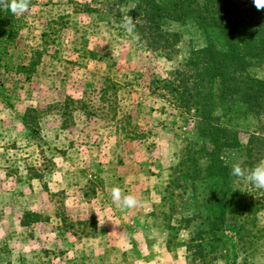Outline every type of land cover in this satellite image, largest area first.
I'll return each mask as SVG.
<instances>
[{"label":"rangeland","instance_id":"obj_1","mask_svg":"<svg viewBox=\"0 0 264 264\" xmlns=\"http://www.w3.org/2000/svg\"><path fill=\"white\" fill-rule=\"evenodd\" d=\"M138 1L34 0L17 15V38L3 61L15 66L34 53L36 64L28 79L14 76L0 88V264H224L211 258L230 262L232 255L239 264H264V199L245 226L235 212L227 216L241 226L239 235L250 233L234 248L237 228L231 221L222 227L221 243H202L203 258L194 247L188 260L185 249L176 250L189 234L207 228L197 219L179 231L177 219L214 213L204 206L206 189L213 198L221 194L214 186L224 184L217 178L190 184L196 164L204 165L197 155L190 164L186 150L208 144L196 134L190 114L152 84L180 70L188 51L203 47V34L190 23L173 24L170 29L181 35L178 52L167 57L150 49L137 30L121 27ZM165 23L171 24L163 22L162 29ZM211 38L224 49L217 33ZM248 75L264 81V64L250 67ZM231 105L213 109L220 127L236 131L239 143L219 153L229 176L223 194L230 212L264 195L250 182L231 179L234 164L248 168L242 163L257 158L252 153L247 160L244 143L252 133L264 137V116ZM113 187L134 195L141 206H118ZM146 225L165 230L171 256L156 231L140 240Z\"/></svg>","mask_w":264,"mask_h":264},{"label":"trees","instance_id":"obj_2","mask_svg":"<svg viewBox=\"0 0 264 264\" xmlns=\"http://www.w3.org/2000/svg\"><path fill=\"white\" fill-rule=\"evenodd\" d=\"M114 1L117 4L125 2V0ZM155 1L139 0L134 4L131 12L133 19L140 20L135 30L142 35L146 46L150 49H161L167 57L178 52L177 45L181 42V35L178 31L170 29L173 24L190 23L203 34V47L190 49L180 64V70L171 72L169 79H156L152 84L170 96L176 103V108L182 113L190 114L195 122L196 134L208 144V148L202 143H200L202 145L192 144L194 150L190 148L186 150L190 164H196L194 156L197 155L199 162L204 165L202 169H199L196 164L190 184L194 181L203 182L217 178L224 186H227L229 179L227 167L221 163L219 153L223 147L237 148L239 143L235 136L236 131L220 127L217 118L213 116V109L225 102L230 107L231 102L232 105L244 106L245 113L264 116V81L248 75L250 67L264 64L263 12L257 10L253 4L248 6L245 3L246 0ZM33 2L34 0H30V5ZM18 20L17 15L0 9V88L9 81L13 83L14 76H22V82L25 81L36 64L34 53L32 57L22 58V63L15 66L3 61L4 50L9 45H13L17 38ZM163 22L171 23L169 26L165 23L167 31L162 29ZM213 33H217L222 40L223 50H219L214 44L211 38ZM232 97L235 99L232 100ZM230 108H227L226 112ZM261 142L264 143V137L254 133L247 136L244 143L247 160H250L252 153L256 154L257 158L251 163H242L244 167L251 168L252 163L260 162L264 156V144L262 145ZM234 178L238 177L231 176V179ZM224 186L220 185L219 188L214 186L215 189L212 190L221 194L213 198L210 189H206L205 195L210 193L204 200V206L206 204L207 208L214 207V213L211 212L203 218L201 213L200 215L192 213L177 219L176 230L179 231L189 230L191 223L197 219H200V223L207 227L205 230L200 229L192 235L189 234L187 242L177 245L185 249L186 260L193 247L196 249L194 254L197 258L201 259L205 256L203 242L221 243L222 227L225 225L229 227L231 221L234 222L232 229L237 228L233 233L236 237L230 242L232 248L237 242L242 241L246 234H250L246 230L243 235H239L242 231L241 226L233 217L227 219V216L231 217L235 212L236 217L239 216L241 220H238L239 224L245 226L250 212L254 211V207L261 206L260 202L264 199V195L258 193L257 201L238 205L230 212L226 208L229 203L223 194L228 189ZM178 187H182V184ZM234 195L238 200L240 199V193L235 192ZM211 259L212 262L220 260L224 264H239L234 255L230 262L223 256ZM240 264H246V259Z\"/></svg>","mask_w":264,"mask_h":264},{"label":"clouds","instance_id":"obj_3","mask_svg":"<svg viewBox=\"0 0 264 264\" xmlns=\"http://www.w3.org/2000/svg\"><path fill=\"white\" fill-rule=\"evenodd\" d=\"M29 5L30 0H0V9L10 11L14 15H21L29 11ZM254 5L257 10L264 9V0H254ZM138 23H140L139 18L133 19L129 15H125L121 27L132 33ZM231 175L252 183L257 189H264V161L252 169L242 168L239 163L234 164ZM111 196L113 201L124 209H134L142 204L134 195L123 194L119 187L112 188Z\"/></svg>","mask_w":264,"mask_h":264},{"label":"crops","instance_id":"obj_4","mask_svg":"<svg viewBox=\"0 0 264 264\" xmlns=\"http://www.w3.org/2000/svg\"><path fill=\"white\" fill-rule=\"evenodd\" d=\"M151 197H152L153 200H154V201H152V202H154L153 204H158V203H159L160 199H159L158 197L156 198L157 201H155V197H156V196H155V197H154V196H151ZM153 228H154V229H153ZM148 229H153V230H152V231H149ZM145 231H146V232H145ZM154 231L157 232V233H156V236L159 234L160 237H161V239H160V238L158 239V242L160 243V247H161L162 249H164L166 255L171 256L172 253H169V252L167 251V249H166V245H165V244L167 243V241H166L167 233L165 232V230H163V229H161V228H158V227H152V226L146 225L145 227H142V229L140 230V232H141L142 234L138 232V236H140V240H146L145 238H148L150 232H154ZM181 249L184 250L183 247H178V248H176V250H178V251H180ZM184 251H185V250H184ZM173 256H174V253H173ZM151 261H152L151 259L148 260V262H151ZM155 261H156V257L153 259L152 262H155Z\"/></svg>","mask_w":264,"mask_h":264}]
</instances>
